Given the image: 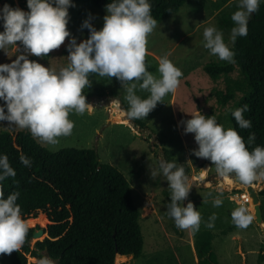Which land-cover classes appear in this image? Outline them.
Segmentation results:
<instances>
[{
  "label": "clouds",
  "instance_id": "1",
  "mask_svg": "<svg viewBox=\"0 0 264 264\" xmlns=\"http://www.w3.org/2000/svg\"><path fill=\"white\" fill-rule=\"evenodd\" d=\"M264 0H235L236 10L231 15L233 27L228 41L224 33L210 25L202 33V46L209 54L221 61L234 62L235 52L229 47L239 37L248 33V23ZM72 0H27L28 11L5 4L0 8V51L9 48L20 51L17 42L23 46L25 54L16 55L11 63L0 64V122L9 126L26 129L34 139L55 146L60 137L71 135L74 122L70 113L84 114L89 108L86 103L85 88L91 87V75L116 78L125 92L129 120L146 118L158 103L174 92L182 77V71L174 65L169 55L158 59L157 72L153 75L145 63L148 36L157 28V21L151 14L150 0H110L105 5L103 27L96 30L91 16L82 24L89 30V37L77 42L69 39L66 51V66L58 70L45 67L29 56H47L59 49L71 36L67 30L69 8ZM137 85L149 93L147 98L136 94ZM249 111L247 105L231 110V115L240 129H250L251 120L245 119ZM190 119L182 120L185 135L194 134L197 148L192 154L211 162L214 167L202 170L207 173L214 168L218 177H234L241 185L264 179V146H256L249 151L243 137L234 128H225L216 117H205L195 111ZM255 141V133H250L248 144ZM25 167L31 166V159L20 156ZM150 175H162L170 191V202L166 214L181 230L196 232L201 225V214L193 203L184 201L192 189L191 180L185 168L175 162L159 161L156 167L150 165ZM16 172L6 154H0V185ZM20 193L11 192L5 197L0 190V254H11L19 250L25 242L29 227L17 203ZM212 197L214 207L223 203L219 194ZM237 227H247L251 219L243 207L232 211ZM215 215L205 223L213 228ZM36 264H57L49 256L41 255Z\"/></svg>",
  "mask_w": 264,
  "mask_h": 264
},
{
  "label": "rangeland",
  "instance_id": "2",
  "mask_svg": "<svg viewBox=\"0 0 264 264\" xmlns=\"http://www.w3.org/2000/svg\"><path fill=\"white\" fill-rule=\"evenodd\" d=\"M14 7L28 11L27 0H10ZM264 4V2H262ZM261 3V4H262ZM69 8V23L67 30L71 36L59 49L52 50L47 56H29L45 67L59 69L66 66L68 52L66 47L69 39L75 37L77 42L87 39L88 29H82V24L91 16V23L96 30L103 27L105 10L90 4L76 2ZM5 4L0 2V8ZM236 10L235 0H190L181 11L171 15L148 36L145 63L153 67V75L157 72L158 59L168 54L170 60L178 67L183 75L177 89L166 95L146 118L145 129L137 127L125 115L123 122L116 121L112 112L115 104L120 110L126 111L125 92L116 78L98 77L91 75V87L85 88L86 103L90 106L84 114L70 113L69 119L74 122L71 135L60 137L55 146L41 143V146L51 152H58L66 148L93 149L101 163L118 169L127 179L131 187L134 205L140 211L139 226L144 241L142 256L134 259L132 256L121 259L117 256L115 264H198L194 248L195 236L198 232L209 231L214 235L212 252L218 264H264L259 260L264 255V235L262 226L255 220L254 206L247 193V186L241 185L234 177H218L214 168L207 173L202 170L214 167L210 161L197 158L192 151L197 148L194 134L185 135L182 120L190 119L197 110L205 117L215 116L218 123L229 127L228 112L233 105L220 108L214 92L224 90V80L213 81L207 76L202 67L208 63L222 62L209 54L202 46V33L205 27L213 25L224 33L225 41L231 29L222 30L220 23L226 17V23L231 20ZM0 23V32H3ZM18 53L9 48L6 53L0 51V64L11 63L16 55L25 54L23 46L17 42ZM232 45L229 44V47ZM237 73L230 77L237 78ZM136 94L147 98L148 92L137 85ZM0 101V105H2ZM124 124L125 126H121ZM128 125L133 128L131 130ZM24 131L9 122H0V133ZM30 133V132H29ZM137 133V135H136ZM159 161L175 162L185 168L186 175L191 180L192 189L184 206L193 203L201 214V225L198 231L181 230L166 214L167 204L170 202L168 184L162 175L152 178L150 165L156 167ZM259 196L260 207L264 220V198L259 194L264 189V179L250 184ZM219 194L222 205L214 207L212 197ZM246 209L251 217L247 227L241 228L233 222L232 211L236 208ZM215 215L213 228L205 227V223ZM29 228H45L48 225L44 214L39 213L36 218L26 221ZM264 222V221H263ZM264 224V223H263ZM38 231V230H37ZM36 231V232H37ZM44 234L39 240H43ZM35 240H31V245ZM28 262L36 260L28 258ZM0 264L4 262V254H0Z\"/></svg>",
  "mask_w": 264,
  "mask_h": 264
},
{
  "label": "trees",
  "instance_id": "3",
  "mask_svg": "<svg viewBox=\"0 0 264 264\" xmlns=\"http://www.w3.org/2000/svg\"><path fill=\"white\" fill-rule=\"evenodd\" d=\"M189 1L150 0L151 14L159 24L181 11ZM0 2L15 8L10 0ZM76 2L105 10L110 0H72ZM220 26L222 30L231 29L233 22L226 23L224 17ZM231 48L235 52L233 63H208L202 70L215 82L223 78L224 90L214 92L213 97L220 108L233 104L228 112L229 127L243 137L251 151L258 145L264 146L263 3L249 20L247 36L239 37ZM147 70L152 73L155 69L147 67ZM235 72L237 78L230 77ZM243 105L249 108L244 117L251 120L250 129H240L231 115V110ZM127 108L123 107L125 111ZM132 121L140 129L146 128L143 118ZM250 133H255L251 145L248 144ZM0 154L8 156L16 172L14 178L0 185L5 197L18 191L17 203L25 221L42 213L49 222L45 228H29L22 247L4 254L6 264H30L28 258L36 260L41 255L51 257L57 264H115L117 256L121 259L142 256L140 211L134 205L130 184L118 169L101 163L95 150L66 148L51 152L29 132L11 131L0 133ZM22 154L31 159L30 167L20 162ZM259 195L264 198V189ZM37 230L47 237L31 245ZM213 238L209 231L196 234L194 248L198 264H218L212 252ZM259 260L264 262V255Z\"/></svg>",
  "mask_w": 264,
  "mask_h": 264
},
{
  "label": "water",
  "instance_id": "4",
  "mask_svg": "<svg viewBox=\"0 0 264 264\" xmlns=\"http://www.w3.org/2000/svg\"><path fill=\"white\" fill-rule=\"evenodd\" d=\"M121 126H125V125L124 124H121ZM128 128H130L131 130H133V128L131 126H129V125H128ZM136 135H137V133H136ZM247 193L249 194V198L252 200V205L254 206V216H255L256 223L259 226H262L264 224H263V219H262V212H261V209H260L259 196H258L257 192L254 190V188L251 185H249L247 187ZM46 220H47V218H46ZM47 222H48V220H47ZM48 224H49V222H48ZM262 232H263V235H264V227H262ZM43 235H44V232L42 230H38L37 232H35L33 234L32 239L35 240V242L42 241V240H39V239ZM45 237H47V236H45ZM129 257L130 256H126V258H129Z\"/></svg>",
  "mask_w": 264,
  "mask_h": 264
},
{
  "label": "bare ground",
  "instance_id": "5",
  "mask_svg": "<svg viewBox=\"0 0 264 264\" xmlns=\"http://www.w3.org/2000/svg\"><path fill=\"white\" fill-rule=\"evenodd\" d=\"M113 109H115V111L112 112V116H114V119L116 121L126 123L125 121H123V119L125 118L126 113L123 110H120L116 104H115V108H113Z\"/></svg>",
  "mask_w": 264,
  "mask_h": 264
}]
</instances>
